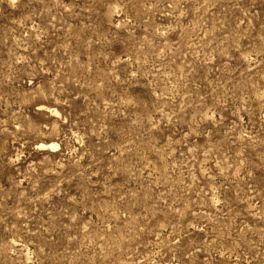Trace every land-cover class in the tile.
I'll use <instances>...</instances> for the list:
<instances>
[{
	"label": "rangeland",
	"instance_id": "obj_1",
	"mask_svg": "<svg viewBox=\"0 0 264 264\" xmlns=\"http://www.w3.org/2000/svg\"><path fill=\"white\" fill-rule=\"evenodd\" d=\"M0 264H264V0H0Z\"/></svg>",
	"mask_w": 264,
	"mask_h": 264
}]
</instances>
